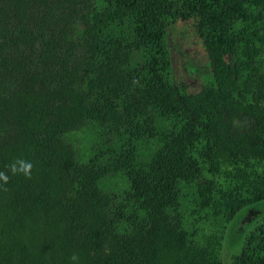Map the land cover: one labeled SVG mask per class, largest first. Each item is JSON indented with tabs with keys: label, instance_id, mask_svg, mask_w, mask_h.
Masks as SVG:
<instances>
[{
	"label": "trees",
	"instance_id": "16d2710c",
	"mask_svg": "<svg viewBox=\"0 0 264 264\" xmlns=\"http://www.w3.org/2000/svg\"><path fill=\"white\" fill-rule=\"evenodd\" d=\"M178 20L208 58L195 94L171 79ZM245 64L264 79V0H0V264H203L187 189L201 211L217 191L264 200L238 174L264 165V94L244 91ZM88 123L115 143L78 163L66 136ZM16 159L31 179L8 171ZM110 174L121 200L101 188ZM230 264H264V216Z\"/></svg>",
	"mask_w": 264,
	"mask_h": 264
},
{
	"label": "rangeland",
	"instance_id": "374dc122",
	"mask_svg": "<svg viewBox=\"0 0 264 264\" xmlns=\"http://www.w3.org/2000/svg\"><path fill=\"white\" fill-rule=\"evenodd\" d=\"M166 43L172 82H183L190 94L199 92L209 79L210 69L205 49L194 29V22L176 21L167 30ZM242 61L243 59L240 62ZM242 76L243 89L248 95H255L256 92L264 94V79L259 73H253L252 67L245 64ZM261 80L263 81L260 84ZM66 141L72 146L78 163H85L94 157L105 158L115 143L113 136L107 135L102 128L92 123L69 133ZM149 155L151 154L144 156L143 160L148 161ZM240 169V178L245 176L250 182H246L247 197L256 192L264 193V165L250 164ZM101 188L121 200L128 183L121 175L110 174L102 180ZM186 193L183 213L191 246L199 260L203 264H230L231 258L240 251L245 237L253 232L264 216V200L238 208L236 201L224 199L223 193L217 191L214 194L213 207L201 211L197 207L195 187L188 188Z\"/></svg>",
	"mask_w": 264,
	"mask_h": 264
},
{
	"label": "clouds",
	"instance_id": "9594fccd",
	"mask_svg": "<svg viewBox=\"0 0 264 264\" xmlns=\"http://www.w3.org/2000/svg\"><path fill=\"white\" fill-rule=\"evenodd\" d=\"M8 171L12 175H23L26 179H31V174L33 170V163L24 159H16L9 165H6ZM0 182H3L6 185L9 182V175L5 171H0ZM7 189H5L6 191ZM71 260L74 262L78 261V256L75 254L71 257Z\"/></svg>",
	"mask_w": 264,
	"mask_h": 264
}]
</instances>
